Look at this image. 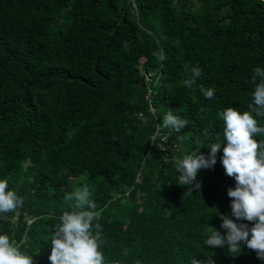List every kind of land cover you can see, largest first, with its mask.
<instances>
[{
    "label": "trees",
    "instance_id": "16d2710c",
    "mask_svg": "<svg viewBox=\"0 0 264 264\" xmlns=\"http://www.w3.org/2000/svg\"><path fill=\"white\" fill-rule=\"evenodd\" d=\"M256 67L264 0H0V179L24 199L0 234L50 264L64 197L87 184L105 264H264L244 245L237 256L205 243L231 213L223 151L192 195L175 167L222 139L219 112L248 110ZM169 109L188 122L179 133L157 128Z\"/></svg>",
    "mask_w": 264,
    "mask_h": 264
},
{
    "label": "clouds",
    "instance_id": "9594fccd",
    "mask_svg": "<svg viewBox=\"0 0 264 264\" xmlns=\"http://www.w3.org/2000/svg\"><path fill=\"white\" fill-rule=\"evenodd\" d=\"M153 55L161 61L166 59L162 49ZM186 71H190L191 78L185 80L184 85L191 87L201 76L202 70L196 66ZM253 72L254 90L248 110L241 112L228 107L219 112L218 116L224 125L222 139L218 136L217 142L207 145V155L194 150L177 159L175 167L179 172L177 185L187 188L183 197L192 195L201 188V183L197 181L200 170L214 168L217 154L223 151L220 161L224 173L235 180V187L227 191L231 200V213L218 212L222 221L221 228L226 231V235L213 228L205 243L207 247H227L228 253L237 256L244 245L264 261V140L254 138L264 136V126H260L256 119L264 117V69L256 67ZM200 91L206 99L215 96L214 89L201 86ZM173 112L169 109L157 128H172L179 133L187 126L188 122ZM204 135L209 136L207 130ZM91 197L92 191L87 184L65 195L64 205L67 210L59 216L60 222L50 235V264H105L104 254L100 250L101 212ZM23 205L24 199L15 190L9 189L6 179H0V216L18 213ZM0 264H35V260L21 251L7 234H0ZM190 264H205V261L192 258ZM206 264H214V261H207Z\"/></svg>",
    "mask_w": 264,
    "mask_h": 264
},
{
    "label": "built area",
    "instance_id": "2783aa9c",
    "mask_svg": "<svg viewBox=\"0 0 264 264\" xmlns=\"http://www.w3.org/2000/svg\"><path fill=\"white\" fill-rule=\"evenodd\" d=\"M130 2H132L133 4H135V0H129Z\"/></svg>",
    "mask_w": 264,
    "mask_h": 264
},
{
    "label": "rangeland",
    "instance_id": "374dc122",
    "mask_svg": "<svg viewBox=\"0 0 264 264\" xmlns=\"http://www.w3.org/2000/svg\"><path fill=\"white\" fill-rule=\"evenodd\" d=\"M150 75H147V77H149Z\"/></svg>",
    "mask_w": 264,
    "mask_h": 264
}]
</instances>
